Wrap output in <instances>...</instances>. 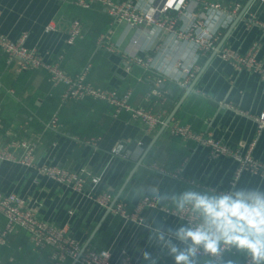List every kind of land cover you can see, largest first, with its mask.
<instances>
[{
    "label": "crops",
    "instance_id": "1",
    "mask_svg": "<svg viewBox=\"0 0 264 264\" xmlns=\"http://www.w3.org/2000/svg\"><path fill=\"white\" fill-rule=\"evenodd\" d=\"M133 1L140 8H147L154 0ZM212 2L223 6L241 2L243 8L249 0H186L182 13L177 15V27L186 28L191 18L201 16L205 27L209 29V24H214L213 31L220 33L216 48L221 42V46L227 45L242 54L253 48L257 60L264 63V27L246 23L249 16L264 22V0H252L234 26L236 16L206 10L205 4ZM75 18L82 22L84 36L67 44L66 31ZM109 19L100 4L83 8L60 0H0V32L12 39L26 34L25 45L37 47L44 60H59L69 74H75L90 61L88 79L95 86L119 91L131 87L130 102L161 112L164 122L173 113L170 121L176 119L190 124L194 130L212 132L232 146L250 148L255 158L264 160V128L257 130L253 120L264 108V83L257 72L235 69L214 54L215 50L198 58L193 39H177L173 34L161 33L154 25L119 22L109 27ZM49 22L56 24L55 30H44ZM107 30L117 51L96 47L98 35ZM130 53L150 57V66L130 63L128 71ZM165 60L183 67L196 63L198 67L194 76L181 85L183 75L177 78L174 72L159 70ZM15 66V61L8 62L0 52V148L11 138L32 142L37 163L77 171L85 176L86 184L83 191L77 192L35 168L0 160V191L21 195L40 218L66 226L81 248L83 245L107 248L113 262L126 256L128 264H176L170 248L175 244L184 250L190 245V241H181L176 236L179 228L188 226L164 212L160 205L176 206L171 197L186 191V182L172 174L178 170L202 185L192 189L198 193L201 190L211 196L219 191L264 193V174L243 171L235 179L234 160L226 156L211 158L208 148L173 136L167 124L146 133L142 124L128 113L113 117L112 108L100 101L61 102L63 86H54L45 70L17 72ZM157 76L176 85L170 88L164 84L163 97L153 95L146 100ZM178 86L181 94L176 98ZM220 101L231 108L221 106ZM53 113L60 123L58 130L48 126ZM95 136L99 137L96 146L84 141ZM118 144L128 152L127 157L111 152ZM13 154L18 158L21 150L15 149ZM152 163L164 171L152 168ZM92 178H97V182H92ZM101 190L110 191L113 198L117 196L116 201L124 199L128 211L144 195L155 196L159 206L144 208L140 220H126L95 202L94 193ZM3 225L0 214V229ZM160 235L163 240L158 238ZM8 240L9 251L0 264H30L26 253L24 261L12 254H18L22 244L30 243L27 232L19 228ZM189 259L193 264H220L205 256ZM33 264L45 263L39 258Z\"/></svg>",
    "mask_w": 264,
    "mask_h": 264
},
{
    "label": "built area",
    "instance_id": "2",
    "mask_svg": "<svg viewBox=\"0 0 264 264\" xmlns=\"http://www.w3.org/2000/svg\"><path fill=\"white\" fill-rule=\"evenodd\" d=\"M70 2L83 8H90L94 4H100L108 16L109 27L119 22H125L131 26L154 25L161 33L167 32L173 34L177 39H193L196 47L197 57H201L210 50H215L216 55L231 64L235 69H247L257 72L264 83V63L257 60L256 50L250 49L242 54L238 50L227 45L216 48V41L219 38L218 32L209 31L204 26L201 16L191 18L186 28L177 27V15L181 14L186 6V0L179 7V0H175L171 7L168 6V0H154L147 8H140L133 0H60ZM241 2H235L227 6L221 3L205 4L206 10L216 9L231 18L235 17L242 9ZM247 24H260L264 27V22L258 21L253 16H249L246 20ZM56 29L54 22H49L44 26L45 31H53ZM110 30V29H109ZM101 32L96 39V47L108 52L117 51L113 42L110 41V31ZM84 36L82 22L73 19L66 31V43L72 44L77 39ZM26 34H22L18 39H12L6 34L0 32V52H2L8 62H16V71L23 72L28 70L43 69L51 78L54 86L62 85L63 89L60 94L61 102L66 100L83 101L85 99H93L100 101L112 108V116L117 117L122 112L129 114L130 118L139 121L146 133L151 132L160 124L164 123L161 112L154 111L143 105H135L130 102L132 88L127 87L123 91H119L113 87H98L88 79L91 68V62H86L75 74H69L60 65L59 60L46 61L43 59L40 51L35 46L25 45ZM130 61L127 64V70H130V63H136L143 67L150 66V57L142 58L130 53ZM198 67L196 63L191 66L182 68L183 77L179 80L181 85H185L189 78L194 76ZM186 69V71L184 70ZM164 77L157 76L154 85L150 87L146 94V100L153 95L160 98L165 95L164 91L159 88V84L163 83ZM223 107L231 108L230 104L224 101L219 102ZM1 111V102H0ZM257 130L264 128V108L253 117ZM59 121L56 113H53L48 121V126L54 130L59 129ZM1 126V117H0ZM167 129L173 136H177L184 140L192 141L198 145L208 148L211 158L226 156L234 160L236 167L234 178L238 179L243 171L251 174H264V160L255 158L250 148L243 150L240 146H232L223 142L219 138L213 136L209 131L194 130L190 124L182 123L176 119L167 124ZM99 137H88L84 141L87 144L96 146ZM34 147L32 142L22 138H11L6 144L0 148V160L15 161L27 167H32L38 172L50 177L60 184H64L74 191L81 192L84 190L86 178L77 171L62 167L56 164L46 163L39 164L34 159ZM21 150L18 158L14 156L13 150ZM114 155L127 157L128 152H124L123 145L118 144L112 148ZM152 168L161 172L163 168L156 166L155 163L150 165ZM166 172V171H165ZM177 179L182 180L193 187H202L195 179L184 176L179 170L172 173ZM92 182H97V178H92ZM226 192H215L214 195H223ZM230 194V193H227ZM93 199L101 207H109L113 194L108 190H101L94 193ZM159 206L158 199L155 196L144 195L141 197L136 206L128 211L124 199L114 202L110 210L113 214L119 215L126 220H140V213L146 207ZM161 209L183 221L188 227L195 226L198 222L196 216L191 212L190 206L188 210L178 211L176 206L160 205ZM0 214L4 218V225L0 229V245L8 242L11 234L17 229H23L27 232L32 249L40 252L48 249V259L54 264H67L68 260H76V264H128L129 257H122L118 262H113L111 252L107 248L87 247L81 251V243L73 237L66 226H58L53 222H49L40 218L36 212L27 204L24 197L15 192L0 191ZM223 249V245H221ZM235 247L223 249L217 255H212L204 251L202 247H197L195 255L205 256L214 262H220L226 252L234 253ZM243 264H252L249 254L244 253Z\"/></svg>",
    "mask_w": 264,
    "mask_h": 264
},
{
    "label": "clouds",
    "instance_id": "3",
    "mask_svg": "<svg viewBox=\"0 0 264 264\" xmlns=\"http://www.w3.org/2000/svg\"><path fill=\"white\" fill-rule=\"evenodd\" d=\"M175 0H168L171 7ZM184 0H179L182 5ZM214 24H209V31ZM183 65H173L165 60L160 71H171L179 78L183 75ZM186 71V69H184ZM163 199L164 197H160ZM178 211L184 212L190 206L196 216L195 226L181 227L176 236L190 245L181 250L173 244L170 254L176 264H193L197 247L217 255L223 249L235 247L251 256L252 264H264V193L255 190H237L232 194L208 195L195 191H185L180 196H172ZM163 240V236L158 237ZM223 245V249L221 247ZM145 258L148 253H145ZM231 264V262H229Z\"/></svg>",
    "mask_w": 264,
    "mask_h": 264
},
{
    "label": "trees",
    "instance_id": "4",
    "mask_svg": "<svg viewBox=\"0 0 264 264\" xmlns=\"http://www.w3.org/2000/svg\"><path fill=\"white\" fill-rule=\"evenodd\" d=\"M163 83L165 84V85H167L168 87H170V88H173L174 87V85H176V84H174V83H172V81L171 82H167V81H163ZM162 84V83H161ZM161 84H159V88L161 89V90H165L166 89V86H165V88L164 87H161L160 85ZM178 85V84H177ZM180 94H181V88H179V86H178V90H177V92H175V94H174V96L176 97V98H178L179 96H180ZM186 187H185V190L186 191H192V189H199L200 187H194L193 188V186L192 185H190V184H188V183H186ZM201 194H207V192L205 191V190H201V192H200ZM211 196V195H210ZM9 242H10V240H8V242L7 243H5V244H2V245H0V259H2L3 258V256H5L6 254H8V244H9ZM21 249L19 250V253L18 254H15L14 252L12 253L13 254V257H15V258H17V259H19V260H22V261H24L25 260V258H24V254L26 253L27 255H29V263L30 264H33V263H35L36 262V260H39V258L43 261V263H45V264H54V263H52L50 260H47V257H46V255H48V252H49V250L48 251H46L45 252V250H42V251H40V252H35L33 249H32V245H31V243H26V244H22L21 245V247H20ZM10 254H11V252H9ZM244 251H241V250H238V249H236V251L234 252V253H231V252H226L224 255H223V257H222V260L220 261V262H218V263H220V264H229V262H231V264H243V261H244ZM45 256V257H44ZM195 256H197L198 257V255H195ZM71 262V259L70 260H68V264ZM214 262V261H213ZM215 263H217V262H215ZM76 264V263H75Z\"/></svg>",
    "mask_w": 264,
    "mask_h": 264
},
{
    "label": "water",
    "instance_id": "5",
    "mask_svg": "<svg viewBox=\"0 0 264 264\" xmlns=\"http://www.w3.org/2000/svg\"><path fill=\"white\" fill-rule=\"evenodd\" d=\"M251 1L252 0H249V2L239 11V13L236 15V17L234 18V21H233V24H232V26H234L241 18H242V16H243V14H244V12L246 11V9L248 8V6H249V4L251 3ZM231 26V27H232ZM222 45V42L220 43V44H218V46H217V49L218 48H220V46ZM215 52L216 51H214L213 53L215 54ZM213 54V55H214ZM211 59V58H210ZM199 74L200 73H198V75H197V77L199 76ZM197 80V78L193 81V83L191 84V86H190V88L194 85V83H195V81ZM161 87H164V83H162L161 85H160ZM172 115H173V113H171L168 117H167V119L165 120V122L162 124V128H164L165 126H166V124H168L169 123V121H170V119H171V117H172ZM116 199H117V196L115 197V198H113V200L111 201V203H110V205H109V207H108V209H110L111 207H112V205L114 204V202L116 201ZM85 245H83L82 246V248H81V251H83L84 249H85ZM76 263V260H72V263L71 264H75Z\"/></svg>",
    "mask_w": 264,
    "mask_h": 264
}]
</instances>
